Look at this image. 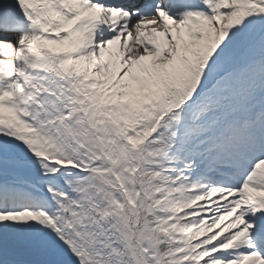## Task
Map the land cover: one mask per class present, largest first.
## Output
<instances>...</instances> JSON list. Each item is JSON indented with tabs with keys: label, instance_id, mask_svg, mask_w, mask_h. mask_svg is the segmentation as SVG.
<instances>
[{
	"label": "snow or ice",
	"instance_id": "snow-or-ice-1",
	"mask_svg": "<svg viewBox=\"0 0 264 264\" xmlns=\"http://www.w3.org/2000/svg\"><path fill=\"white\" fill-rule=\"evenodd\" d=\"M0 264H264V0H0Z\"/></svg>",
	"mask_w": 264,
	"mask_h": 264
}]
</instances>
